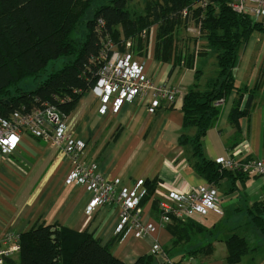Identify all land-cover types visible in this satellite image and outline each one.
<instances>
[{
    "label": "crops",
    "instance_id": "obj_1",
    "mask_svg": "<svg viewBox=\"0 0 264 264\" xmlns=\"http://www.w3.org/2000/svg\"><path fill=\"white\" fill-rule=\"evenodd\" d=\"M157 29L152 27L143 55L136 54L137 61L144 65L156 86L179 89L175 104L152 115L148 112L150 101L138 100L125 104L117 114L101 115L98 100L88 92L67 115L66 128L67 134L85 142L84 161L95 163L108 181H118L121 188H131L139 180L154 184L152 195L142 203V222L150 228L149 235L140 238L133 229L119 234L116 209L101 207L92 215L86 214L91 196L85 186L65 183L70 172L67 154L58 147L25 136L15 153L0 154V240L8 233L20 236L46 225L87 232L103 246L117 239L112 252L125 264H134L140 257L152 255L156 245L173 264H228L226 239L237 233L246 236L250 244V252L239 264H264V235L255 227L251 214L256 204L264 203V174L245 175L244 180L238 179L234 185L223 182L218 191L224 215L193 216L196 226L189 227L190 237L176 246L172 244L170 232L160 224V205L173 204L171 191L208 186L192 165L190 147L181 145L180 138L182 134L189 138L195 135L194 129H183L185 92L196 82L204 88L211 77L204 74L205 59L193 62L202 71L197 79L196 69L181 67L175 58L170 62L159 61ZM254 35L241 51L234 72L236 86L248 87L252 92L251 111L236 130L229 117L237 94L232 93L221 104L216 125L202 141L205 158L213 162L231 155L239 161L260 160L264 164V67L260 66L264 59V38L259 40ZM246 101L247 97L242 106ZM236 199L241 200L239 205L233 204ZM256 213L264 217V212ZM225 220L235 223L231 228L221 229ZM6 264H19V254Z\"/></svg>",
    "mask_w": 264,
    "mask_h": 264
},
{
    "label": "trees",
    "instance_id": "obj_2",
    "mask_svg": "<svg viewBox=\"0 0 264 264\" xmlns=\"http://www.w3.org/2000/svg\"><path fill=\"white\" fill-rule=\"evenodd\" d=\"M131 2L0 0V118L30 112L44 104L70 115L96 85L103 66L100 55L108 39L120 46L132 39V51L143 55L148 38L143 40L141 34L157 26L156 58L161 62L175 58L179 65L185 60V50L177 48V29L183 25L188 28L189 22H195L201 27L200 38L207 52L216 58L217 71L204 88L196 82L185 92L183 129H194L195 135L189 138L182 134L180 144L190 147L192 165L208 185L219 190L225 181L234 185L236 180H244L245 175L222 169L206 159L202 141L220 117L221 106L217 103L225 101L232 93L238 98L229 117L230 123L239 130L240 121L249 116L252 92L248 87L236 86L234 72L240 53L252 35L264 34V24L233 12L228 0H209L205 6L202 0H146L141 13L131 9ZM186 9L190 17L185 19L182 12ZM100 20L105 22L102 28ZM192 37L198 42L197 37ZM57 61H63L61 69L50 70V64ZM185 62L186 68L196 69L197 79L202 71L193 64L190 54ZM30 79L37 83L36 87L23 90L22 82ZM245 97L247 101L242 106ZM146 187L148 193L143 202L152 195L154 184L146 182ZM256 211L263 213L264 203L256 204L251 211L255 227L264 235V217ZM192 226L196 223L191 218L173 219L166 225L173 237V246L190 237L189 227ZM116 240L103 246L87 232L41 225L20 235L19 264H125L112 252ZM226 246L228 264H239L250 252L248 238L237 233L226 239ZM163 255L167 258L165 251ZM134 264L161 263L156 255L150 254Z\"/></svg>",
    "mask_w": 264,
    "mask_h": 264
},
{
    "label": "built area",
    "instance_id": "obj_3",
    "mask_svg": "<svg viewBox=\"0 0 264 264\" xmlns=\"http://www.w3.org/2000/svg\"><path fill=\"white\" fill-rule=\"evenodd\" d=\"M207 1L209 0H202L201 4L205 6ZM228 4L233 12L249 16L254 23L264 24V0H228ZM182 16L185 19L190 17L189 10H184ZM104 26L105 22L100 20L99 27ZM201 31V27L195 22H189L188 32L192 36L200 38ZM148 32L149 30L143 31L141 37H147ZM132 46L133 40L130 39L123 42L122 46L111 39L104 41L100 55L103 66L98 73L96 85L90 91L99 102L101 115L117 114L125 104L138 100H149L148 112L153 115L164 107L173 106L180 95L176 87L154 84L146 74L144 65L137 61L136 54L131 50ZM198 53L197 51L196 55ZM185 64V60H182L180 66L185 67ZM223 102L220 101L217 106H221ZM66 128L67 115L50 104H44L30 112L15 113L10 118H0V154L8 156L15 153L25 136L62 149L70 161L66 185L85 186L91 196L86 214L92 215L101 207L116 209L119 214V234L133 229L140 238H146L151 232L142 222V202L148 193L146 182L139 180L131 188H121L118 181H108L98 171L95 163L87 164L84 161L87 148L85 142L67 134ZM216 163L222 169L247 176L264 174V164L260 160L239 161L230 155ZM170 199L173 204L160 205V224L164 228L173 219L184 221L195 215L205 216L209 213L224 215L219 191L211 185L188 191H171ZM19 240L20 236L13 233L6 234L0 240V264H6L19 254ZM152 253L158 258L163 257L164 263L173 264L165 258L160 246H154Z\"/></svg>",
    "mask_w": 264,
    "mask_h": 264
},
{
    "label": "rangeland",
    "instance_id": "obj_4",
    "mask_svg": "<svg viewBox=\"0 0 264 264\" xmlns=\"http://www.w3.org/2000/svg\"><path fill=\"white\" fill-rule=\"evenodd\" d=\"M99 1L102 2L103 0H99ZM145 1L146 0H132V2L130 4V7H131L132 10H134V11H136L138 13H141V12H143V10L145 8ZM151 1H157V0H151ZM151 28L148 29L149 30L148 34L150 33ZM147 37H148V35H147ZM147 37L143 38V40H146ZM201 38H199V39L196 38V41L198 40V42H195V38H193L192 34L188 32L187 26L183 25L179 29H177V37H176L177 44H178L177 48L181 49V50H185L184 51L185 54L184 53L183 54H184V57H185L186 61H187V55L188 54H190L191 60L193 62L195 61V59H197L196 60L197 63H200V61L202 59H205L206 60L205 61L206 65H205V68H204V70H205L204 74H205L206 77H209V76L213 77L216 74V71H217L216 58H215V56L212 53L209 54V52H207L206 46L204 45V42H203V40ZM254 38H259V40L263 39L264 38V34L255 33ZM130 40H132V39H130ZM199 42H200V44L197 45V43H199ZM131 50H132V48H131ZM187 50H189V53H188ZM197 51L199 52V54H202V55L196 56V52ZM253 61L256 63V58ZM62 63H63V61H57L55 63H52V64H50L49 69L50 70H52V69H54V70L61 69ZM260 66L264 67V59L261 61ZM206 77H205V79L202 78L203 84L206 82ZM36 85H37V83L34 80L30 79V80H25L24 82H22L21 88L23 90H25V91H28L30 89L35 88ZM239 202H241V200L240 199H236L233 204L234 205H236V204L239 205ZM223 203H225L224 200H223ZM224 207H225V204H224ZM233 223H235V222L234 221H230V220H228V221L225 220L223 225H222V227H221V229H223L224 227L231 228V225Z\"/></svg>",
    "mask_w": 264,
    "mask_h": 264
},
{
    "label": "water",
    "instance_id": "obj_5",
    "mask_svg": "<svg viewBox=\"0 0 264 264\" xmlns=\"http://www.w3.org/2000/svg\"><path fill=\"white\" fill-rule=\"evenodd\" d=\"M159 261H160L161 264H163L164 263V258L163 257H160L159 258Z\"/></svg>",
    "mask_w": 264,
    "mask_h": 264
}]
</instances>
